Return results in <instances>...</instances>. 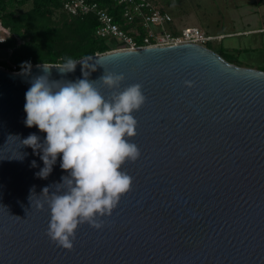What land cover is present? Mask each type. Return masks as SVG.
Returning a JSON list of instances; mask_svg holds the SVG:
<instances>
[{
  "label": "water",
  "instance_id": "1",
  "mask_svg": "<svg viewBox=\"0 0 264 264\" xmlns=\"http://www.w3.org/2000/svg\"><path fill=\"white\" fill-rule=\"evenodd\" d=\"M82 60L96 65L90 81L122 73L121 89L139 83L147 98L133 113L141 155L123 166L131 190L102 228L78 227L72 250L54 244L50 210L37 202L67 172L58 157L39 178L40 154L21 143L46 136L24 123L25 93L43 62L30 73L0 64V264H264V69L197 42ZM81 78L82 62L63 75L51 69L53 80Z\"/></svg>",
  "mask_w": 264,
  "mask_h": 264
},
{
  "label": "clouds",
  "instance_id": "2",
  "mask_svg": "<svg viewBox=\"0 0 264 264\" xmlns=\"http://www.w3.org/2000/svg\"><path fill=\"white\" fill-rule=\"evenodd\" d=\"M88 60L66 58L62 63L37 65L41 74L31 77L25 93V125L46 134L43 141L35 133L21 141L40 154L44 166L36 175L47 178L58 157L60 168L67 172L51 194L48 187L42 190L45 200L37 202V207L47 204L50 220L46 235L69 251L80 225L102 228V218L111 216L121 197L131 190L133 178L123 166L141 155L132 142L138 127L133 113L147 99L139 83L121 89L125 77L113 72H105L97 80L110 91L106 96L97 81L87 78V70L96 67ZM78 62H82L84 78L50 79L52 68L63 75L73 72ZM24 67L30 73L31 65Z\"/></svg>",
  "mask_w": 264,
  "mask_h": 264
},
{
  "label": "trees",
  "instance_id": "3",
  "mask_svg": "<svg viewBox=\"0 0 264 264\" xmlns=\"http://www.w3.org/2000/svg\"><path fill=\"white\" fill-rule=\"evenodd\" d=\"M160 1L155 0L164 6ZM100 2L122 23L115 0ZM0 22L9 31L6 39L0 40V47L10 51V57L0 64L10 69L37 62L62 63L66 58L77 60L113 47L97 36L99 22L94 14L73 15L64 8L63 0H0Z\"/></svg>",
  "mask_w": 264,
  "mask_h": 264
},
{
  "label": "rangeland",
  "instance_id": "4",
  "mask_svg": "<svg viewBox=\"0 0 264 264\" xmlns=\"http://www.w3.org/2000/svg\"><path fill=\"white\" fill-rule=\"evenodd\" d=\"M160 2L174 16L171 22L172 28L198 25L214 35V38L208 40L206 44L211 45L228 60L264 69V28L259 31L247 30L264 24V0H162ZM8 35V29L0 22V37ZM116 41L115 38H111L110 43L114 45ZM9 57L10 51L0 47V60Z\"/></svg>",
  "mask_w": 264,
  "mask_h": 264
},
{
  "label": "built area",
  "instance_id": "5",
  "mask_svg": "<svg viewBox=\"0 0 264 264\" xmlns=\"http://www.w3.org/2000/svg\"><path fill=\"white\" fill-rule=\"evenodd\" d=\"M119 5L122 23L100 0H63L64 8L73 15L92 13L98 20L96 34L100 38L117 41L113 49L140 48L178 42H197L206 45L213 34L198 25L171 27L172 13L155 0H115ZM7 36L0 37L4 41ZM140 38L141 41H138ZM116 46V47H114ZM107 50V51H109ZM17 70V69H15Z\"/></svg>",
  "mask_w": 264,
  "mask_h": 264
},
{
  "label": "crops",
  "instance_id": "6",
  "mask_svg": "<svg viewBox=\"0 0 264 264\" xmlns=\"http://www.w3.org/2000/svg\"><path fill=\"white\" fill-rule=\"evenodd\" d=\"M262 27L264 28V24H262V25H258V26H256V27H253V28H250V29H247L248 31L250 30V31H259L260 29H262ZM234 32H236V31H234ZM225 33V32H224Z\"/></svg>",
  "mask_w": 264,
  "mask_h": 264
}]
</instances>
